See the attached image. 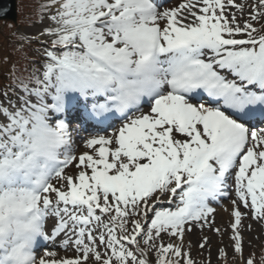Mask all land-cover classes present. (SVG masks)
I'll return each mask as SVG.
<instances>
[{"label": "snow or ice", "instance_id": "1", "mask_svg": "<svg viewBox=\"0 0 264 264\" xmlns=\"http://www.w3.org/2000/svg\"><path fill=\"white\" fill-rule=\"evenodd\" d=\"M37 16L17 36L40 42L31 70L0 58V264H196L185 234H219L222 199L233 261L255 264L264 0H44Z\"/></svg>", "mask_w": 264, "mask_h": 264}, {"label": "rangeland", "instance_id": "2", "mask_svg": "<svg viewBox=\"0 0 264 264\" xmlns=\"http://www.w3.org/2000/svg\"><path fill=\"white\" fill-rule=\"evenodd\" d=\"M238 2H241V0H238ZM47 23L48 22L45 20L43 23L21 26L20 34H23L26 37L38 36L39 31L42 30L43 27L47 26ZM258 26L259 25H257V27ZM2 67L3 65L0 66V69H2ZM3 81V77L0 75V91L4 89L1 87ZM89 134L90 133L85 128L80 130L79 136L76 138V147L78 148L77 154H79L80 151H84L82 141L88 138ZM229 191L233 192V197L231 196L230 198L235 199L234 190L230 188ZM211 206L216 208V212L214 214V226L220 229V233L217 234L207 227L203 230L200 228H193L192 232L185 234V248L187 249L190 242L191 256L193 260L196 261V264H209V262L210 264H221V259L219 258V249L221 248L225 249L228 254L227 264H236L239 256H237L235 261H233L232 257L234 253L232 250V241L230 240L231 230L228 227L230 215L229 212L224 211L225 207H230L229 201L228 199H222L220 204L213 202ZM244 224L246 226L245 229L242 230L244 259L251 256L254 259L255 264H262V258H264V227L250 218H245ZM249 224L251 225V230L247 229V225ZM205 236L208 238L209 243L204 249H201L199 244ZM164 242H169V238L165 237ZM178 242L179 241H177V243ZM72 254L73 253L67 255L72 256Z\"/></svg>", "mask_w": 264, "mask_h": 264}, {"label": "trees", "instance_id": "3", "mask_svg": "<svg viewBox=\"0 0 264 264\" xmlns=\"http://www.w3.org/2000/svg\"><path fill=\"white\" fill-rule=\"evenodd\" d=\"M17 2V26L12 25L9 22H0V58H9L12 61H18V68L27 66L31 70L32 65L22 59L23 55L27 53L28 60L36 59V53L40 50V42L33 41L26 43L21 49V42L17 39L20 35V28L24 25L39 24L37 9L44 0H16ZM16 49H21L17 51ZM0 75L3 77L1 87L4 88L9 83L8 65L0 63ZM221 260V264L225 262Z\"/></svg>", "mask_w": 264, "mask_h": 264}, {"label": "water", "instance_id": "4", "mask_svg": "<svg viewBox=\"0 0 264 264\" xmlns=\"http://www.w3.org/2000/svg\"><path fill=\"white\" fill-rule=\"evenodd\" d=\"M16 7V0H0V21L11 22L13 25L16 26Z\"/></svg>", "mask_w": 264, "mask_h": 264}, {"label": "bare ground", "instance_id": "5", "mask_svg": "<svg viewBox=\"0 0 264 264\" xmlns=\"http://www.w3.org/2000/svg\"><path fill=\"white\" fill-rule=\"evenodd\" d=\"M173 2H175V0H173ZM166 6H167V5H166ZM120 123H121V121H120L119 119H115V120L113 121V126H114V127H118ZM83 128L87 129L88 132L91 133V134H95L96 131H98V129L95 128V127H93L90 123L85 124V125L83 126ZM108 131L111 132L112 129L110 128V129H108ZM230 193H231V196L233 197V192H230ZM57 243L59 244V241H58ZM53 250L58 251V254H59L60 256H65V255H67V254H71V253H73L71 249L68 250L67 252H65L62 248H59V247H53ZM67 256H68V255H67ZM236 264H241L240 258L237 259V263H236Z\"/></svg>", "mask_w": 264, "mask_h": 264}]
</instances>
